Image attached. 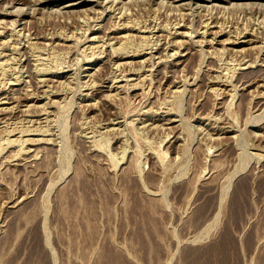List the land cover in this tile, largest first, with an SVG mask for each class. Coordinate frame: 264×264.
Listing matches in <instances>:
<instances>
[{
  "label": "rangeland",
  "instance_id": "obj_1",
  "mask_svg": "<svg viewBox=\"0 0 264 264\" xmlns=\"http://www.w3.org/2000/svg\"><path fill=\"white\" fill-rule=\"evenodd\" d=\"M33 1L0 0V264H201L227 233L264 264V0Z\"/></svg>",
  "mask_w": 264,
  "mask_h": 264
},
{
  "label": "bare ground",
  "instance_id": "obj_2",
  "mask_svg": "<svg viewBox=\"0 0 264 264\" xmlns=\"http://www.w3.org/2000/svg\"><path fill=\"white\" fill-rule=\"evenodd\" d=\"M32 1V0H31ZM57 1V0H56ZM101 1V0H100ZM112 1H114V0H112ZM135 1V0H134ZM162 1V0H161ZM165 1V0H164ZM178 1H180V0H178ZM186 1V0H185ZM185 1L183 0V2L184 3H182V1H181V5H183V4H185ZM188 1V0H187ZM186 1V2H187ZM191 1V0H190ZM201 1H209V0H201ZM229 1V0H228ZM231 1V0H230ZM229 1V2H230ZM236 1V0H235ZM240 1V0H239ZM242 1V0H241ZM240 1V3H246V2H244V1H242L241 2ZM247 1V0H246ZM251 1V0H250ZM4 2V1H3ZM10 2V4H11V2L13 3V1H9ZM24 2H26V1H24ZM42 2H53V1H50V0H34L33 1V3L32 4H41ZM84 2H86V0H74L73 2H69L68 4H64L62 7H64V8H66L68 11H73V13H74V11H75V13L77 12V13H79V10H74L75 9V7H77L78 5H81V4H83ZM111 2V1H110ZM166 2V1H165ZM217 2V1H216ZM232 2V1H231ZM234 2V1H233ZM249 2V1H248ZM247 2V3H248ZM263 2V1H262ZM4 3H6V2H4ZM56 3V2H55ZM96 3H98V2H96ZM101 3V2H100ZM112 3V2H111ZM169 3V2H168ZM188 3H190L189 1H188ZM187 3V4H188ZM207 3V2H206ZM210 3H211V0H210ZM218 3V2H217ZM238 3V2H237ZM239 3V4H240ZM246 3V4H247ZM250 3H253V4H256V3H258V1H256V0H253L252 2H250ZM8 5H9V3H7ZM6 4V5H7ZM171 4V3H170ZM174 4V3H173ZM179 4V5H180ZM195 4H196V2H195ZM198 4V3H197ZM201 4H202V2H201ZM212 4V3H211ZM221 4V3H220ZM219 3H218V5H220ZM229 4H231V3H229ZM238 4V5H239ZM249 4V3H248ZM248 4L246 5V6H248ZM259 4H262V3H260L259 2ZM263 4H264V2H263ZM263 4H262V6H263ZM0 5H2L1 3H0ZM5 5V4H4ZM5 5V6H6ZM7 5V6H8ZM31 5V4H30ZM47 5V4H46ZM56 5H58V6H60L61 7V3H57ZM110 5V4H109ZM109 5H107V6H109ZM169 5V4H168ZM191 5V4H190ZM189 5V6H190ZM204 5V4H203ZM209 5V4H208ZM217 5V4H216ZM223 5H225L226 6V4H223ZM234 5V4H233ZM252 5V4H251ZM251 5H250V10L252 9L253 10V8L255 7V8H257L255 5H254V7L253 8H251ZM39 6V5H38ZM37 6V7H38ZM44 6V4L41 6V7H43ZM48 6V5H47ZM58 6H57V8H58ZM69 6V7H68ZM173 6V5H172ZM175 6H178V5H175ZM174 6V7H175ZM183 6H185V5H183ZM182 6V7H183ZM187 6V5H186ZM199 6H200V8H201V5L199 4ZM198 6V7H199ZM205 6H206V4H205ZM204 6V7H205ZM210 6V5H209ZM213 6V5H212ZM214 6H215V2H214ZM221 6V5H220ZM219 6V7H220ZM234 6H236V3H235V5ZM244 7H246L245 5H243ZM258 6V8H259V5H257ZM261 6V5H260ZM4 7V6H3ZM12 7H13V5H12ZM17 7V6H16ZM34 7H36V6H34ZM34 7H32V8H34ZM37 7L35 8V9H37ZM89 7H91V6H89ZM102 7V6H101ZM179 7V6H178ZM191 7V6H190ZM203 7V6H202ZM203 7V8H204ZM223 7V6H222ZM249 7V6H248ZM0 8H1V6H0ZM17 8H19V7H17ZM20 8H22V7H20ZM175 8H177V7H175ZM186 8V7H185ZM206 8H208L207 6H206ZM210 8V7H209ZM213 8V7H212ZM215 8V7H214ZM217 8V7H216ZM254 8V9H255ZM7 9V8H6ZM5 9V11L7 12V10ZM13 9H15V8H13ZM12 9V10H13ZM40 9V8H39ZM38 9V10H39ZM52 9V8H51ZM56 9V8H55ZM54 9V10H55ZM65 9V10H66ZM78 9V8H77ZM82 9V10H81ZM80 9V11H83L84 10V8H81ZM87 9V8H86ZM89 9H93V8H89ZM89 9H88V11H89ZM1 10V12H2V9H0ZM12 10L11 11H9L10 13L12 12ZM17 10V9H16ZM15 10V11H16ZM24 10V9H23ZM42 10V9H41ZM58 10V9H57ZM56 10V11H57ZM63 10V9H62ZM260 10V9H259ZM4 11V12H5ZM14 11V10H13ZM20 11H22V9L20 10ZM33 11H34V9H33ZM32 11V12H33ZM86 11V10H85ZM258 11V10H257ZM16 12H18V10L16 11ZM15 12V13H16ZM22 12H25V11H22ZM28 12V11H27ZM27 12H25V13H27ZM31 12V11H30ZM36 12H39V11H37L36 10ZM62 12V11H61ZM60 12V10H59V12L58 13H61ZM67 12V11H66ZM90 12V11H89ZM254 12V11H253ZM256 12V11H255ZM8 13V12H7ZM14 13V12H13ZM14 13V14H15ZM34 13H35V11H34ZM63 13H65V12H63ZM69 13V12H68ZM5 14V13H4ZM30 14H32V13H30ZM29 14V15H30ZM62 15V14H61ZM63 15H65V14H63ZM69 15V14H68ZM67 15V16H68ZM74 15V14H73ZM3 16V15H2ZM66 16V15H65ZM11 20V19H10ZM215 19H213V21H214ZM1 21V20H0ZM7 21H9V20H7ZM211 21V20H210ZM6 22V21H5ZM212 22V21H211ZM215 22V21H214ZM1 23V22H0ZM207 24H209L208 22H206ZM4 25H6V24H4ZM123 25V24H122ZM214 25H216V23L214 24ZM185 26V25H184ZM205 26H206V24H205ZM208 26V25H207ZM212 26V25H211ZM146 27V26H145ZM149 27V26H148ZM204 27V26H203ZM213 27V26H212ZM117 28V27H116ZM127 28V27H126ZM139 28V27H138ZM117 29H119V28H117ZM176 31V30H175ZM211 31H212V29H211ZM219 31H220V29H219ZM219 31H217V34H218V32ZM117 32V31H116ZM224 32V31H223ZM204 33V32H203ZM211 34V33H210ZM220 34V33H219ZM221 34H222V32H221ZM244 34V33H243ZM251 34V33H250ZM53 35V34H52ZM180 35H181V32H180ZM185 35V34H184ZM215 35V34H214ZM225 35H226V33H225ZM253 35V34H252ZM251 35V36H252ZM255 35V34H254ZM56 36V35H55ZM215 36H217V35H215ZM236 36H237V33H236ZM235 36V37H236ZM245 36V35H244ZM46 37V36H45ZM53 37V36H52ZM59 37V36H58ZM99 37V36H98ZM240 37H241V35H240ZM255 37V36H254ZM262 37V36H261ZM50 38V37H49ZM84 38H86V37H84ZM202 38V37H201ZM212 38H214V36L212 37ZM53 39H54V37H53ZM249 39V38H248ZM208 40H210V39H208ZM225 40V39H224ZM226 40H229V39H227V37H226ZM252 40V39H251ZM250 39L248 40L249 42L251 41ZM117 41H119V40H117ZM201 41V40H200ZM211 41H212V39H211ZM231 41V40H230ZM229 41V42H230ZM254 41V40H253ZM53 42V41H52ZM210 42V41H209ZM222 42V41H221ZM224 42V41H223ZM232 42V41H231ZM252 42V41H251ZM247 43V42H246ZM124 44V43H123ZM247 44H251V43H247ZM121 46V45H120ZM118 48V47H117ZM116 48V49H117ZM120 48V47H119ZM126 48V47H125ZM116 49H115V51H116ZM122 49H123V47H122ZM232 49V48H231ZM119 49H117V51H118ZM240 50V49H239ZM242 50V49H241ZM122 51V50H121ZM124 51H125V49H124ZM128 51V50H127ZM110 52H111V50H110ZM113 52V51H112ZM112 52H111V54H112ZM126 52V51H125ZM237 52V51H236ZM239 52V51H238ZM117 53V52H116ZM120 53V52H119ZM115 53H113V55H114ZM132 54V53H131ZM109 55V54H108ZM116 55V54H115ZM118 55V54H117ZM122 55V54H121ZM127 55V54H126ZM111 56V55H110ZM123 56V55H122ZM125 56V55H124ZM182 56V55H181ZM184 56V55H183ZM113 56H111V58H112ZM118 57H120V55L118 56ZM132 57V56H131ZM134 57V56H133ZM121 58V57H120ZM241 58H243V56L241 57ZM240 58V59H241ZM114 59V58H113ZM263 59V58H262ZM6 60H8V59H6ZM5 60V61H6ZM111 60V59H110ZM248 60V59H247ZM180 61V60H179ZM178 61V62H179ZM126 62V61H125ZM130 62V61H129ZM181 62V61H180ZM241 62V61H240ZM245 62V61H244ZM126 64V63H125ZM263 65H264V63H262ZM248 65H249V63H248ZM260 65H261V62H260ZM250 66V65H249ZM261 67V66H260ZM2 68V67H1ZM264 68V67H263ZM258 70H259V68H257ZM256 69V70H257ZM257 70V71H258ZM262 70V69H261ZM261 73L263 72V71H260ZM264 73V72H263ZM239 74V73H238ZM256 74V73H255ZM254 74V75H255ZM241 75V74H240ZM254 75H251V76H254ZM257 75H259V73L257 74ZM116 76H118V75H116ZM115 76V77H116ZM212 76V75H211ZM256 76V75H255ZM261 76V75H260ZM238 77V76H237ZM245 77V76H244ZM249 77V76H248ZM257 77V76H256ZM259 77V76H258ZM50 78V77H49ZM106 78V77H105ZM213 78H214V76H213ZM238 78H240V77H238ZM46 79V78H45ZM44 78L43 79H41V81L43 80V82H45V81H47V80H45ZM113 79V78H112ZM210 79V78H209ZM241 79V78H240ZM259 79V78H258ZM264 79V78H263ZM17 80V79H16ZM49 80H51V79H49ZM49 80H48V82H49ZM236 80H239V79H236ZM244 80V79H243ZM252 80V79H251ZM254 80V79H253ZM256 80V79H255ZM40 81V80H39ZM38 81V82H39ZM175 81V80H174ZM212 80L210 79V82H211ZM241 81V80H240ZM257 81V80H256ZM172 82H173V80H172ZM252 82V81H251ZM263 83H264V81H263ZM133 84V83H132ZM253 84V83H252ZM255 84V83H254ZM40 85V84H39ZM38 85V86H39ZM46 85H48V84H46ZM175 85V84H174ZM234 85H235V83H234ZM249 85V84H248ZM257 85H259V84H257ZM112 86V85H111ZM129 86V85H128ZM259 86H262V84H260ZM125 87H127V86H125ZM113 88V87H112ZM115 88V87H114ZM130 88V87H129ZM129 88H127V89H129ZM244 88V87H243ZM38 89V88H37ZM111 89V88H110ZM39 90V89H38ZM41 90H43V89H41ZM4 93V92H3ZM5 93H7V92H5ZM29 93V92H28ZM31 93V92H30ZM33 93V92H32ZM31 93V94H32ZM37 93V92H36ZM258 93V92H257ZM27 94V93H26ZM34 94V93H33ZM39 94V93H38ZM264 94V93H263ZM27 95H30V94H27ZM40 95V94H39ZM13 96V95H12ZM15 96V95H14ZM26 96V95H25ZM34 96V95H33ZM33 96H32V98H33ZM36 96V95H35ZM38 96V95H37ZM8 98H9V96H8ZM13 98V97H12ZM37 99V98H36ZM28 100V99H27ZM26 100V101H27ZM31 100V99H30ZM29 100V101H30ZM18 101H20V100H18ZM22 101V100H21ZM23 102V101H22ZM262 102V101H261ZM21 103V102H20ZM263 103V102H262ZM0 110H1V108H0ZM3 110H5V109H3ZM154 118V117H153ZM156 119V118H155ZM163 120V118H160V120ZM166 119V118H165ZM167 120V119H166ZM171 121V120H170ZM170 121H166V122H170ZM228 126V125H227ZM217 128V127H216ZM29 129H31V128H29ZM34 129H35V127H34ZM215 129V128H214ZM222 129V128H221ZM28 130V129H27ZM229 130V129H228ZM219 132V131H218ZM222 133V132H221ZM23 140V139H22ZM25 140H23V142H24ZM8 142V141H7ZM10 142V141H9ZM25 152V151H24ZM27 152V151H26ZM24 155V154H23ZM27 156V155H26ZM25 159V158H24ZM80 181V180H79ZM78 181V182H79ZM78 182H76L77 183V185H79V183ZM83 184H84V181L83 180H81V187H83ZM246 187V186H245ZM245 188H240L237 192H236V195H235V197H234V202H233V205L232 206H234V209H235V212H236V214H237V216H239V215H241L240 213L242 212V207L244 206V202H245ZM83 193V192H82ZM84 195H87L88 196V194L87 193H85L84 192ZM137 195V194H136ZM136 195H134V199L133 200H135V198L136 197H138V196H136ZM131 204V203H130ZM244 208V207H243ZM132 209H135V212H138V214H139V218H137V219H139L138 221H137V226H139L140 228H141V232H136V238H137V240H138V242L141 244V246H142V248H144V249H146L147 250V254H148V256H149V258L151 259L153 256L154 257H157V255L158 254H160L159 253V246L158 245H154V244H152V234L156 231V220H155V218H154V216H150V209L149 208H147L146 206H144V205H142L138 200L136 201V203H135V201H134V203H132ZM135 216V215H134ZM136 219V218H135ZM136 222V221H135ZM136 225V224H135ZM149 228V229H148ZM156 234V233H155ZM34 236V235H33ZM222 239V238H221ZM6 240V239H5ZM230 237H229V233H227L226 235H224V237H223V239L221 240V242H218L217 243V245L216 246H214L213 248H211V249H208V250H202V251H200V249H198L199 251H193L192 252V255H193V257L194 258H198V259H200V262H201V264H217V263H219V262H221L222 261V263L223 262H225L226 264H233V260H234V250H235V248H234V250H233V248H231V243H230ZM4 241V240H3ZM0 242H1V240H0ZM34 242V241H33ZM33 242H31V243H33ZM2 243V242H1ZM233 243V242H232ZM3 247V246H2ZM34 247H35V245H34ZM36 247H37V245H36ZM34 249H32V251H33ZM38 250V249H37ZM41 250V249H40ZM112 250H114V249H112ZM112 250H106L105 251V258H106V262H107V264H124L123 262H122V258L120 259L119 257H118V254L116 253V251L114 250V251H112ZM195 250V249H194ZM104 251V250H103ZM42 253V252H41ZM103 254V253H102ZM36 255V254H35ZM191 255V254H190ZM29 256V255H28ZM41 256V255H40ZM236 256V255H235ZM36 257V256H35ZM190 257V256H189ZM188 257V258H189ZM192 257V256H191ZM201 257V258H200ZM41 259V258H40ZM193 259V258H192ZM33 260V259H32ZM124 260V259H123ZM220 260V261H219ZM30 261V260H29ZM188 261V260H187ZM198 261V260H197ZM236 261V260H235ZM28 262V261H27ZM31 262V261H30ZM104 262H105V260H104ZM196 262V261H195ZM38 263V262H37ZM44 263H45V261H44ZM43 263V264H44ZM197 264V263H196ZM199 264V263H198Z\"/></svg>",
  "mask_w": 264,
  "mask_h": 264
}]
</instances>
